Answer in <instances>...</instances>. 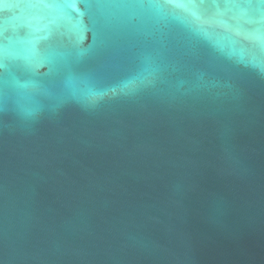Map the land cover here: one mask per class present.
I'll return each instance as SVG.
<instances>
[{
  "label": "water",
  "instance_id": "1",
  "mask_svg": "<svg viewBox=\"0 0 264 264\" xmlns=\"http://www.w3.org/2000/svg\"><path fill=\"white\" fill-rule=\"evenodd\" d=\"M0 0V264H264V4Z\"/></svg>",
  "mask_w": 264,
  "mask_h": 264
},
{
  "label": "snow or ice",
  "instance_id": "2",
  "mask_svg": "<svg viewBox=\"0 0 264 264\" xmlns=\"http://www.w3.org/2000/svg\"><path fill=\"white\" fill-rule=\"evenodd\" d=\"M259 2L261 4H264V0H259ZM113 6H115V5H113L111 0H97V2H96V7L100 8V9L110 8Z\"/></svg>",
  "mask_w": 264,
  "mask_h": 264
}]
</instances>
